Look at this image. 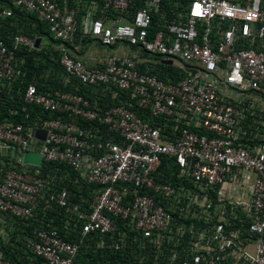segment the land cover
<instances>
[{"label": "built area", "instance_id": "1", "mask_svg": "<svg viewBox=\"0 0 264 264\" xmlns=\"http://www.w3.org/2000/svg\"><path fill=\"white\" fill-rule=\"evenodd\" d=\"M14 8L57 42L0 38V88L46 113L0 121V264H264V0ZM42 46L70 89L27 82Z\"/></svg>", "mask_w": 264, "mask_h": 264}, {"label": "trees", "instance_id": "2", "mask_svg": "<svg viewBox=\"0 0 264 264\" xmlns=\"http://www.w3.org/2000/svg\"><path fill=\"white\" fill-rule=\"evenodd\" d=\"M17 19L18 22L11 23V20ZM8 30L17 31L29 34L31 36H38L49 43H56L57 40L52 38L48 27L45 23L38 20L34 14L22 12L19 9H13V16L11 18L0 19V38L1 36L7 34ZM92 39H85L82 41L83 45L92 42ZM50 49L42 46L38 50L32 51H20L18 52L19 57H23L25 60L24 70L26 72L27 82L32 81L35 83L38 90L46 92L52 89H70L71 86H63L62 75L63 71L58 64L56 58V52L52 57L49 53ZM80 87V92L85 96H94L83 86ZM16 110L15 113H11V110ZM39 114L41 116H46V113L40 111V108L36 105L26 104L22 102V99L16 93V86L13 88L12 93L6 92L5 88H0V121L12 120L15 122H22L25 124L33 123L35 121V116ZM71 172V171H70ZM170 174V173H167ZM70 178H75V173H70ZM64 181L61 185L66 184ZM82 184V185H81ZM76 184L75 187L70 188L78 195V188L82 186V194H86V188L83 183ZM68 185L71 186L69 183ZM74 186V185H73ZM11 257L16 260L14 254L11 252ZM96 260L90 261V264H96Z\"/></svg>", "mask_w": 264, "mask_h": 264}, {"label": "water", "instance_id": "3", "mask_svg": "<svg viewBox=\"0 0 264 264\" xmlns=\"http://www.w3.org/2000/svg\"><path fill=\"white\" fill-rule=\"evenodd\" d=\"M39 41H40V38H37L36 39V42H35V45L38 46L39 44ZM169 62V61H168ZM34 135L40 139H44L45 137V131L44 130H41V129H36L34 130ZM24 162H35V163H38L39 162V155L38 153H35V152H26L24 154Z\"/></svg>", "mask_w": 264, "mask_h": 264}, {"label": "rangeland", "instance_id": "4", "mask_svg": "<svg viewBox=\"0 0 264 264\" xmlns=\"http://www.w3.org/2000/svg\"><path fill=\"white\" fill-rule=\"evenodd\" d=\"M100 49H98L99 50V52L100 53H103V51H104V49H102V46H100L98 43L96 44ZM105 52V51H104Z\"/></svg>", "mask_w": 264, "mask_h": 264}]
</instances>
